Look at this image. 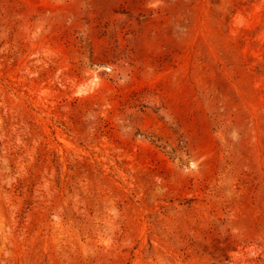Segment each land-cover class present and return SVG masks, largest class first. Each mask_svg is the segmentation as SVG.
I'll return each mask as SVG.
<instances>
[{
	"label": "rangeland",
	"instance_id": "rangeland-1",
	"mask_svg": "<svg viewBox=\"0 0 264 264\" xmlns=\"http://www.w3.org/2000/svg\"><path fill=\"white\" fill-rule=\"evenodd\" d=\"M0 264H264V0H0Z\"/></svg>",
	"mask_w": 264,
	"mask_h": 264
}]
</instances>
